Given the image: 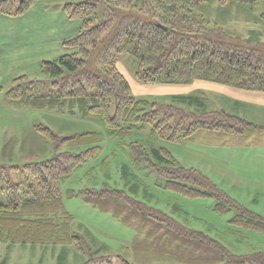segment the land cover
Returning <instances> with one entry per match:
<instances>
[{
    "label": "rangeland",
    "instance_id": "374dc122",
    "mask_svg": "<svg viewBox=\"0 0 264 264\" xmlns=\"http://www.w3.org/2000/svg\"><path fill=\"white\" fill-rule=\"evenodd\" d=\"M81 2L86 0H38L23 14L0 13V201H5L10 195L8 185L19 183L28 190L32 178L23 170L26 165L55 156L53 142L44 138L38 126L49 128L58 137L101 132L103 138L101 151L62 184L65 208L72 217L70 230L78 236V242L12 244L3 241L0 242V264H82L91 258L110 259L117 264H121L122 259L129 264H186L170 260L166 254L160 256L155 245L144 240L147 239L143 238L144 235L149 233L152 239L157 236V231L153 229L156 222L149 225V232L146 226L145 233L141 234L111 212L116 211L119 216H130V213L139 215L138 221L143 222L148 221V207L157 208L187 228L202 231L221 242L222 247L220 243L213 245L212 242H203V248L210 251L206 253L211 260L220 258V253L215 251H219L218 247L248 256L264 252V231L250 232L229 224V220L239 214L235 208L220 213L216 210L218 201L214 197L192 198L165 190L161 186L165 179L151 162L140 157L138 164L132 163L126 151V144L133 141L142 144L147 151L154 147L166 148L177 166L200 172L231 200L264 219V155L256 153L257 149L254 151L245 145L239 146L236 143L238 136L204 129L181 142H171L152 134L151 127L146 125L133 130L126 139H121L111 135L95 116L83 115L77 110L71 114L20 106L18 101L8 103L5 99L6 92L21 77L27 79L23 83L27 96H56L59 89L75 86L69 82L66 84L67 81V86H64L63 79L73 81L75 77L66 72L65 78H58L59 86L52 89L53 79L42 71L41 66L43 61H53L73 51L65 48L64 41L80 33L83 20L72 17L66 6ZM106 12V7L100 5L98 17L92 16L90 25H95ZM195 13L206 30H220L229 38L264 52V20L260 17L264 13V0L252 4H241L234 0H202ZM106 47L108 50V45ZM97 48L100 50L102 46ZM114 62L115 68L128 80L137 98L162 105L159 107L160 119L174 115L167 120L172 126L177 123L181 111L169 104L183 106L188 113L193 109L174 102L172 95H200L201 90L196 89L218 92L199 81L189 87L140 85L135 79L137 62L130 54L119 53ZM97 66L95 57L90 67L95 69ZM216 94L206 93L210 99L208 111L219 107L221 101L227 111H235V99ZM108 96L114 111L117 104L115 93L111 92ZM228 105L230 108H227ZM254 120L264 124L262 115ZM189 121L184 124L187 126ZM161 123L165 124L164 121ZM93 144L90 142L89 146ZM66 148L81 150L77 146H66L63 150ZM33 183L34 187L37 186L34 179ZM139 201L145 204L144 207ZM151 245L154 247L151 248Z\"/></svg>",
    "mask_w": 264,
    "mask_h": 264
},
{
    "label": "trees",
    "instance_id": "16d2710c",
    "mask_svg": "<svg viewBox=\"0 0 264 264\" xmlns=\"http://www.w3.org/2000/svg\"><path fill=\"white\" fill-rule=\"evenodd\" d=\"M36 1L0 0V13L20 15ZM234 1L252 4L260 0ZM201 3L202 0H86L75 5L69 4L66 10L72 17L82 18L83 29L76 37L64 41L65 48L73 51L62 54L56 60L43 61L41 68L53 79L52 89L59 86L58 78H65L66 72L75 77L73 81L63 79L64 86L68 82L75 86L59 89L56 96H27L23 86L27 79L21 77L6 92L5 99L8 103L18 101L20 106L62 113L67 111L71 114L77 110L83 115L95 116L104 123L111 135L121 139H126L133 130L146 125L151 127L152 134L171 142H181L204 129L230 135L243 134L254 125L226 111H208L206 100L197 94L171 96L174 102L193 108L188 113L183 106L169 104L181 111L177 123L172 126L167 120L174 115L160 119L159 107L162 105L137 98L128 80L119 74L114 65L117 54H130L137 62L135 79L140 85L188 86L196 81H205L238 89L264 91V52L229 38L220 30L210 32V29L203 28L195 13V8ZM100 5L105 6L107 12L91 26V17H98ZM260 17L264 20V13ZM100 46L102 48L99 50L97 47ZM95 57L99 67L94 69L90 66ZM25 88L28 89L27 86ZM111 92L115 93L117 99L114 111L109 103L108 95ZM186 121L190 122L187 126L184 124ZM37 128L48 142H53L56 154L50 159L24 167V172L32 178L28 190L19 183L7 186L10 195L5 201H0V242L77 243L78 236L70 230L69 221L72 217L65 208L62 184L101 151V132L58 137L47 127ZM90 142L94 144L89 146ZM66 146L81 147V150H63ZM126 146L132 163L138 164L140 157L151 162L157 173L165 179V183L161 184L165 190L192 198L214 197L218 201V212H228L231 208L238 211L239 214L229 220L231 226L250 232L264 231L262 217L231 200L200 172L177 166L173 155L166 148L154 147L147 151L142 144L134 141ZM33 179L37 182L35 187ZM148 208L149 218L148 221H141L142 226L137 219L139 215L130 213V216H119L116 211L111 212L141 234L145 233L146 226L149 232V225L156 222L153 229L157 231V236L154 235L152 239L149 233L143 238L146 237L144 240L155 245L160 256L166 254L170 260L186 264H264V252L248 256L225 247L222 250L218 247L219 251L210 249L220 253V258L211 260L210 251L203 248V242H212L213 245L220 243L222 247L221 242L202 231L187 228L157 208ZM137 210L140 212L139 207ZM82 264L117 262L91 258ZM121 264L129 262L122 259Z\"/></svg>",
    "mask_w": 264,
    "mask_h": 264
},
{
    "label": "crops",
    "instance_id": "0c3cea01",
    "mask_svg": "<svg viewBox=\"0 0 264 264\" xmlns=\"http://www.w3.org/2000/svg\"><path fill=\"white\" fill-rule=\"evenodd\" d=\"M199 82L204 83V85H207L208 87H211L214 90H218V92H209L205 89H196V90H201L200 95L206 100V104L208 105V107L210 106V99L206 95L207 92L208 93H215V94L219 93V95H218L219 97H222L221 95H227V96L235 99V103H234L235 111H232L231 109H230L231 112L227 111L226 107H224L222 105L224 103L222 101H221V104L219 107L214 108V109H212L211 107L210 108L213 111H226L230 114L239 116V117L247 120L248 122L252 123L254 125V127L245 131L243 134L235 135V136H238L236 143L239 146L245 145L247 147H250L254 151L257 149L256 153L263 156L264 155V124H259L254 119H260V116L262 115V118L264 120V91L238 89V88H233V87L226 86V85H221V84L212 83V82H205V81H199ZM174 86L175 85H170V87H174ZM189 86L190 85L184 86V87H189ZM205 95H206V97H205ZM225 105H226V103H225ZM208 107H207V109H208ZM228 107H229V105L227 106V108ZM212 132H214V131H212ZM215 133L222 134V135L224 134L221 132H215ZM225 135H227V134H225ZM251 135H252V137L250 140L249 136H251Z\"/></svg>",
    "mask_w": 264,
    "mask_h": 264
}]
</instances>
